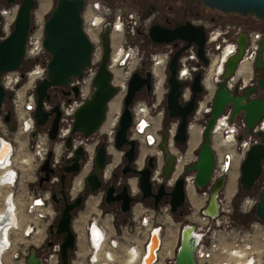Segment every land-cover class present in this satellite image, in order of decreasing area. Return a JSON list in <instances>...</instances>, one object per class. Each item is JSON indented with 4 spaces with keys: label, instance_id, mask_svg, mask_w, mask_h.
<instances>
[{
    "label": "built area",
    "instance_id": "built-area-1",
    "mask_svg": "<svg viewBox=\"0 0 264 264\" xmlns=\"http://www.w3.org/2000/svg\"><path fill=\"white\" fill-rule=\"evenodd\" d=\"M197 1L202 8H209L200 0ZM5 3V0H0V40L10 32L19 7L17 4L7 5ZM167 9H173L172 3L167 5ZM210 10L224 13L212 8ZM155 14L157 13L139 15L120 6L112 7L100 0H84L81 11V28L92 45L90 63L82 71L81 77L74 76L65 85L51 87L49 90L51 100L43 102L46 111H51L54 107H58L60 111L59 127L55 139L49 138L50 127L37 126L33 117L36 107L35 87L39 81L46 77L49 54L43 47L44 22L38 19L31 25L25 42L23 60L30 66L25 70L20 67L17 70L5 72L0 78L4 90L12 95V111L17 120V130L13 140L15 141L19 135H24L27 138L30 137L32 141L31 153H22L24 158H28L27 155H30L31 158L26 165L24 164V168L19 165L18 155L14 156L11 153L12 148L8 151L9 162L0 161V240L2 238L5 242L4 245L0 242V245L3 248V254L11 251L17 243L36 239L42 231L48 229L55 217L54 206L51 202V190L48 187H45L48 190L39 189L37 192L25 188L29 180L37 181L35 170L40 168L48 154H51L49 166L55 169L63 161L68 160L71 163L75 149L81 145L89 157V162L91 161L92 154L89 155L86 149L85 140L87 138L71 135V129L75 111L90 97L93 91V79L103 52L100 35L105 26H109L110 45L107 68L111 73L110 82L116 88L114 98H118L120 107H122L121 101L126 95L128 80L131 74L140 67L142 61L138 46L129 44L128 41L138 34L148 37V29L153 24ZM168 14V17H171L173 12ZM185 21H189L194 26H203L206 36L204 54L207 64H203L198 58L197 46L194 43L186 46L185 41L177 39L171 43L160 44L161 47L149 58L150 66L147 70L151 74V90L146 92L148 97L140 100L135 99L130 105L132 123L129 138L138 141L145 147L156 149L159 155L154 152L156 166L150 176V181L151 183L154 180L160 182L164 155L158 144L161 139L162 117L166 113L167 66L173 53L181 49L176 69V77L183 84L180 98L184 103L191 98V83L194 75L198 72L201 73L202 92L199 96L200 99L196 101L197 108L192 114V119L190 118L187 123L188 139L184 144L186 145L184 150L180 144H176L173 140L178 119H171L166 127L168 152L174 156L173 170L167 184L171 187L178 177H182L185 187L190 185L193 193L198 196L199 203L191 204L189 207L191 210L184 215L182 221L178 222L174 245L166 249L164 248V239L168 235V228L163 215L166 211L172 214L169 202L158 208L139 210L140 212L138 209L135 210L137 206L134 207L131 211L132 223L119 229L114 227L113 219L109 221L107 218L104 220L97 218L88 221L83 227L84 244L81 248L77 246V250L82 251L83 255L76 251L77 258L70 260V264H146L150 256L152 257L151 264H172L182 232L186 227L191 228V234L195 238L193 251L195 264H264V221L258 217L247 224L235 221L233 217L235 189L232 194H227L225 190L230 178L236 180L240 162L248 148L252 144L260 142V137L256 133H264V117L255 124L251 132H248L242 116L238 115L234 121L230 122V109L223 110L216 118L211 130V145L215 163L207 185L202 189H196L194 183L196 172L185 171L186 167L192 165L197 159V145L191 147L189 144L190 129L199 127L200 134L202 133L206 121L205 114L209 113L211 109L214 91L216 85L222 80L225 63L237 51V37L241 33H245L247 44L237 69L225 79V82L229 90L236 89L240 92L257 84L253 63L264 32L250 30L238 22L214 23L199 15H188L182 23ZM241 64L248 66L247 72L242 70L244 66L240 70ZM114 68L120 70L119 81L115 80ZM206 81L213 84V90L210 92L205 89ZM75 87L77 95L73 91ZM260 93L258 90L252 94V97H258ZM108 110L109 103L107 112ZM120 112L121 110L111 113L112 120L104 133L110 140L113 137V130L118 124ZM240 135L242 138L239 140L238 136ZM68 136H71L69 149L64 146ZM2 138L4 137L0 136L1 141ZM10 143L12 144L11 141ZM170 147L173 151L170 150ZM176 171L179 172L175 176ZM261 176H263L264 185V162L262 163ZM220 178H224L225 183L216 196L217 209L210 214L206 209L209 206L211 189ZM55 179H57V175L53 176L50 181ZM19 198H25L26 218L24 220L19 215ZM258 201V195L243 196L239 203V212L250 213L255 209ZM105 217L107 216L105 215ZM154 238H157L155 247L153 246ZM52 243L48 256L41 257L44 264L54 257L59 259L60 243L53 241ZM23 253V249L14 248L12 255L16 259ZM2 262L4 261L2 260Z\"/></svg>",
    "mask_w": 264,
    "mask_h": 264
},
{
    "label": "water",
    "instance_id": "water-1",
    "mask_svg": "<svg viewBox=\"0 0 264 264\" xmlns=\"http://www.w3.org/2000/svg\"><path fill=\"white\" fill-rule=\"evenodd\" d=\"M18 0H5L11 4ZM205 6L219 10L224 13H236L245 17L248 13H254L258 18H264V0H200ZM35 0H21L16 17L8 35L0 40V78L5 72L14 71L21 67L24 60L25 42L31 27L32 10ZM84 0H54V6L49 15L45 18L43 24V47L49 54L47 63V74L44 79L39 81L35 87L36 107L33 111V117L37 126L42 127L46 124L48 116L54 112L55 117L49 129L50 139H55L58 130V121L60 111L54 107L51 111H46L43 102H49L51 87L67 84L71 77H81L82 71L90 63L92 45L88 37L83 32L81 25V11ZM109 26H105L101 33L102 57L98 65L96 75L93 79V91L90 97L75 111L71 135L88 138L93 136L101 127L106 118L108 103L116 95V88L111 84V73L107 68V62L110 53L109 45ZM148 38L154 44H167L174 40H183L188 46L194 43L197 46V56L203 64H207V58L204 54V44L206 40L203 26H194L189 21H185L174 27L164 26L159 23L152 24L147 33ZM237 51L225 63V70L222 80L216 85L214 96L211 102L209 113L205 114L206 121L201 133V142L196 151V161L186 167L185 171H195L194 183L196 189L204 188L212 174L215 163V155L211 145V130L216 118L225 109H230L229 121H234L235 117L240 115L246 125L247 131L251 132L257 122L264 117V37L259 42V48L253 63L254 73L257 75V84L247 87L243 91L229 90L226 87L225 79L230 77L237 69L242 59L247 37L241 33L237 37ZM181 49L175 51L171 56L167 66V86L166 95V113L171 119H178V126L173 140L176 144H185L188 139L187 123L190 120L195 108L198 96L202 92L201 73L194 75L191 83V98L183 102L180 98L181 88L183 86L176 77L177 59ZM151 90V74L147 70L144 73L139 70L134 71L127 83L126 95L122 101L117 130L115 134V146L121 147L123 143H129L131 146L136 144V140L127 139V135L132 123L130 105L136 99L139 92ZM261 95L252 97L256 91ZM77 95V88L73 89ZM6 97V91L0 83V114L3 113V103ZM10 112L5 114L4 120L7 121ZM260 142L252 144L246 151L239 165V175L237 179L238 188L248 193L262 174V163L264 162V133L257 132ZM241 135L238 136L240 140ZM168 133L166 129L161 132V139L158 144L159 149L164 155L163 177H168L172 171L174 156L168 152L167 148ZM71 145V136L65 140L64 146L69 149ZM40 166L39 171L45 173L49 170V157ZM131 161V151L125 154ZM85 157V151L79 145L71 158V163L63 167L64 172H70L72 175H78L81 172V160ZM143 168L138 171L137 186L142 192V197L151 196L154 198V206L164 193V185L161 184L156 193L152 192L150 181L151 168L153 167V155L145 156ZM105 147L100 145L94 154L93 169L84 177L86 193H95L98 191L101 180L99 173L104 168ZM48 180V177L45 178ZM42 180V179H40ZM225 179L220 178L212 187L209 206L206 211L210 214L217 209L216 196L218 191L224 186ZM112 188L108 189L107 200H110ZM80 193V192H78ZM66 199V197L64 196ZM114 199H122V211L129 210L128 202L131 197L128 195L127 188L123 187L121 193ZM84 198L80 194L74 200L66 202L60 212L56 222L48 227V232L61 237L59 244V262L60 264H70V254L75 249L76 238L73 230L74 212L83 206ZM186 187L182 177H178L170 192V211L176 212L177 208L186 203ZM256 216L264 221V185L259 192V201L255 207ZM52 241L47 242L51 247ZM195 247V238L191 234V228L186 227L181 235L175 259L172 264H195L193 251ZM25 264H44V260L37 254L34 247L29 249L25 258ZM151 264V262H150Z\"/></svg>",
    "mask_w": 264,
    "mask_h": 264
},
{
    "label": "rangeland",
    "instance_id": "rangeland-1",
    "mask_svg": "<svg viewBox=\"0 0 264 264\" xmlns=\"http://www.w3.org/2000/svg\"><path fill=\"white\" fill-rule=\"evenodd\" d=\"M100 1H102L105 4L110 5L112 7L120 6V7L127 9L128 11L135 12L139 15H144V14H142L143 12L140 11L142 9L138 8V6L134 4V0H100ZM140 1H142L144 3V6L145 5L147 7L150 5L155 6V8L152 9V13H157L159 11V13H161V15H164L166 17H168V15H169L168 13L172 14V12H173V15H172L173 17H175V18L179 17L183 21V19L188 15L189 16L190 15H199V16H202L203 18L207 19L208 21H211L214 23L238 22V23L243 24L246 28H248L250 30H258V31L264 32V24H256L255 21H253L251 18H248V20L236 18L233 16L232 13H230V14L229 13H219V12H216L215 10H210V8H205V7L202 8L201 4H199V2L197 0H175V1H164V0L160 1V0H158L159 5H157L155 3L156 0H140ZM20 2L21 1H15L11 4H17L19 6ZM169 3H172V5H173L172 10L167 9V5ZM5 4H7V3H5ZM11 4H7V5H11ZM41 5H42L41 0H35L34 7L32 10L31 25L33 24V22L37 21L38 19H41L44 22L45 18L49 15L51 9L54 6V0H48L47 6L44 10L41 9ZM145 14H147V13H145ZM162 24H164V23H162ZM128 42H129V44H133V45L138 46L140 55H142V61L140 63V67L137 70H139V72H141V73H144L145 71H147V68L150 66V60H149L150 55L152 53H154L157 49H159L161 46L152 43L150 41V39H148L147 37H143L142 34H138L135 38H133L131 41H128ZM29 66H30L29 63L23 62L21 65V69L25 70ZM255 76L257 78V75H255ZM9 94L10 93L6 92V103L8 105V109H11V103H9V99H8ZM260 95H261V93H260ZM199 96H198L197 100L200 99ZM147 97H148V95L146 94V92L141 91L138 93L136 100H140V99H144V98L146 99ZM121 106H122V101H121ZM121 108L122 107L119 108V111L121 110ZM3 109H4V106H3ZM112 112H114V111L110 110V112H109V110H108L104 125L108 126L110 124L112 117H113V116H111ZM11 114H12V112H11ZM191 119H192V116H191ZM170 121L171 120L167 119V117H165V114H163L162 122H161L160 137H161L162 130L166 128V124L169 125ZM104 125H103V129L105 128ZM16 130H17V120L13 118L11 123H7L2 118V114H0V136H3L4 138H6L12 142V149L13 150L11 153L14 156L17 154L18 159L19 158L22 159V158H24L22 153H24V152L25 153L28 152L29 154L31 153L32 141H31L30 137L27 138L24 135H19L16 138V140L14 141L13 139H14V135H15ZM189 136H191L190 132H189ZM192 142H193V144L194 143L197 144V148H198V146L201 142V134L200 135L197 134L194 137V139L192 140ZM141 147H142V149H145V150L149 148L148 152L145 156L154 155V152L156 151V149L151 148V147H145L142 145H141ZM180 147L184 150L186 148V145L181 144ZM90 154H92V153H90ZM142 164H143V162H142ZM31 166H32V164L30 165V167ZM89 170H90V168H89ZM89 170L83 176L82 187L84 186V177L89 173ZM35 172H36L37 177H38L39 168L37 170H35ZM28 174L31 175L29 172H28ZM238 175H239V171L237 172L236 180H234L235 194L233 196V202H234L233 203L234 204L233 217H234L235 221L240 223V222L245 221L246 218H243V217L240 218L239 216H238V219L236 218V215H238V213H240L239 212V203H240L242 197L245 195H258L259 196V192L262 188L261 186L263 185V176H260V178L254 184V186L251 188V190L248 193L244 192L245 193L244 194V193L238 192L240 190L238 188V183H237ZM78 176L79 175H76V177H78ZM37 183H38L37 181H33L30 183V180H29V183H28L27 187H25V188H28L30 191H33V192H37V191H39V189L48 190L45 188V186L39 187V185ZM189 187H190V185L186 189V197H187L186 199L187 200H186L185 205L183 206L184 213L182 215H178V214H169V212L166 211L165 215H163L164 220L166 219L165 225L168 228V235H167L166 239H164V248L165 249L171 248L174 245L175 236H176L177 227H178V222L182 221L184 218V215L187 214L191 210V208H189V207H191V204H198L199 203L198 196L195 195L194 193H192L193 191H191L190 193L188 192ZM101 193L102 192L100 191V192H98V194L96 193V194H92L89 196H91L93 198H97L99 201ZM70 196H72V195L70 194ZM73 196H75V195H73ZM88 198L86 199V201L83 204V206L81 207V209H79L78 213H76L74 215V220L77 218L80 219V225H79L78 232L73 227L74 233L76 235V245H75L76 249L73 252H71V254H70L71 260H75L77 258L76 257V251L80 252V250H77V246H78V248L79 247L81 248L82 245L84 244L83 227L85 226V224L88 221L96 220L97 218H100L103 220H104V218H107L109 221H112V219H113V225L116 229L117 228L119 229L120 227H123L126 224L132 223V220H131L132 213H127L125 215L115 216L114 214H111V211L104 210L100 206L97 199H95L97 205L95 207L93 206V210L87 211V209H86L87 208V201L90 199V198L89 199ZM24 201H25V198H19V215H20V218L22 220H24L26 218L25 210H24ZM20 202H22V204H20ZM140 204H141L140 206L137 205V208H135V210L138 209V212H140L139 210H145V209L151 208V206L148 204H145V203H140ZM54 210H55V208H54ZM101 210L107 214H101ZM60 212H61V210H57V211L55 210V215H54L55 217H54L53 221L51 222V224L58 220ZM105 215L107 217H105ZM255 219L256 218L251 219L247 223H249ZM74 220H73V222H74ZM240 224H243V223H240ZM72 225H73V223H72ZM48 241H53L54 243L59 244L61 242V238L51 236L48 232V229L46 231H42L41 234L36 239H29L28 241L24 240L20 243H17L16 245H14L13 249L14 248H16L17 250H18V248L23 249L24 253L22 256L20 254L18 258L14 259L13 255H12L13 249L11 251H8L6 254H3V252H2V260L4 261V262H2V264H25L24 259H25L26 255L29 253V249L32 247H34L36 249V252L40 257H42V258L45 256L47 257L48 253L51 252V248L47 247ZM165 249H164V255H165ZM80 254L83 255L82 251L80 252ZM22 257L24 258L23 260H22ZM50 260L52 261L51 264H59V259L58 258L56 259V257L47 260L45 262V264H48V262Z\"/></svg>",
    "mask_w": 264,
    "mask_h": 264
},
{
    "label": "flooded vegetation",
    "instance_id": "flooded-vegetation-1",
    "mask_svg": "<svg viewBox=\"0 0 264 264\" xmlns=\"http://www.w3.org/2000/svg\"><path fill=\"white\" fill-rule=\"evenodd\" d=\"M18 1H21V0H18ZM164 1H175V0H164ZM155 3L157 5H159L158 0H156ZM134 4L137 5L138 8L142 9L140 11L143 12L142 14H144V15L151 14L152 9L155 8V6H153V5H150L148 7L146 5L144 6V3L140 0H134ZM145 13H147V14H145ZM233 16L236 18L244 19V20H246V19L248 20V18H251L253 21H255L256 24H264V18H258L255 16L254 13H248L245 17H242L239 14H233ZM154 23H159V24L164 23L162 25H165L168 27H174L176 25L182 24V19H180L179 17L175 18L173 16L166 17L164 15H161V13H159V11H158L157 14H155V17L153 19V24ZM205 86H206V84H205ZM143 91L145 92V90H143ZM11 97H12V95L9 94L8 95L9 103H11ZM3 104H4L3 105L4 109H3V113H1L2 118L4 119L5 114L7 112H10V117L8 118L7 121H5V120L4 121L7 123H11L13 118L15 119L14 113L12 111V105H11V109H8V105L6 103V97H5ZM11 112H12V114H11ZM54 117H55V113L53 112L48 116L47 122L44 126L51 127ZM105 120H106V118L104 119V121H103V123L99 129L100 131L98 130L93 136L88 137L85 140V143L87 144L86 147L88 145L92 146V157H91V161L89 162V157L85 153L84 159L81 160L82 169H81V172L78 174L79 175L78 177H76L75 175H72L70 172H64L63 171V167L68 166L70 164V161H68V160L61 162V164L58 165L55 169L51 168L49 166V170L47 173H45L44 171L38 172V178H37L38 183L37 184L39 185V187L45 186L51 190V202H52L56 211L62 210L66 202H70V201L74 200L80 194L84 198L83 204L85 203V201L88 197L90 198V199L88 198L89 200L87 201V208H86L87 211L93 210V206L95 207L97 205L96 200H95L97 198H93L89 195L96 194V193L98 194V192H100V191L102 193L100 195L99 201H98V199H97V201L99 202L100 206L104 210L111 211V214H114L115 216L125 215L127 213H131V211L134 207H136L137 205H141L140 203H145V204L150 205L151 207H155L154 206V198L151 196L143 198L142 192L139 190V188L137 186L138 171L143 168L144 161L146 164L145 158H143L142 166L138 164V159L140 156L139 154L141 153V149H142L141 145L139 144L138 141H136V144L134 146H131L129 143H123L121 147L117 148L115 146V134H116L118 124L114 128L113 137L110 140L104 134L105 130H102L103 125L105 123ZM58 127H59V121H58ZM129 136H130V129H129V132L127 135V139H130ZM0 142H2V141L0 140ZM3 142H8L12 148V144L10 143V140L5 138L3 140ZM102 144L105 147V159H104V168L99 173L101 185H100L98 191H96L95 193L88 194L85 191L86 185L84 184V186L82 187L83 176L89 170V168H90V170L93 169L95 151H96L97 147L102 145ZM167 146H168V144H167ZM111 150H113V153L115 152L118 154V159H114V155H113V153H111ZM128 151H131V155H132L131 161H129L125 156V154ZM89 155H91V154L89 153ZM162 160L165 164L164 158H162ZM152 163H153V167L151 168V175H152L153 170L156 166V157L153 158ZM163 167H164V165H163ZM163 167H162L161 172H160V176L162 178L161 181L159 182V181L154 180L151 183L153 193H156L158 191L159 186L161 184L164 185V193L160 197L156 208H158L159 206H161L162 204H164L166 202H169L170 192H171L172 187L174 185L173 184L171 187L168 186L167 181L171 178L172 171L170 172L169 176L165 178V177H163V174H162ZM90 170H89V172H90ZM172 170H173V166H172ZM55 175H57V179H55L51 182L50 181L51 178ZM46 177H48V180L45 179ZM40 179H42V180H40ZM77 185H78V187H77ZM123 187L127 188L128 195L131 197V200L128 202L129 210L126 212L122 211V201L123 200L122 199H114L115 197H117L121 193ZM109 188H112V192L109 196L110 200H107L106 197H107V192H108ZM186 189H187V187H186ZM77 192H80V193H77ZM70 194L72 196L73 195H75V196L72 197V196H70ZM64 196L66 197V199L64 198ZM78 211H79V209L74 212V215L76 213H78ZM183 213H184V209L182 206V207L177 208L176 212H174L172 214L182 215ZM101 214H107V213H104L101 210ZM79 225H80V219L77 218L73 222L74 229L76 230L75 227H78V229H79ZM50 235L55 236L57 238H61V237L56 236L54 234H50ZM75 238H76V235H75ZM51 263H52V261L50 260L48 262V264H51ZM59 264H60V262H59Z\"/></svg>",
    "mask_w": 264,
    "mask_h": 264
},
{
    "label": "bare ground",
    "instance_id": "bare-ground-1",
    "mask_svg": "<svg viewBox=\"0 0 264 264\" xmlns=\"http://www.w3.org/2000/svg\"><path fill=\"white\" fill-rule=\"evenodd\" d=\"M47 2H48V0H41V9L42 10H44L45 8H46V6H47ZM244 66V67H243ZM243 67V68H242ZM241 68L242 69H244V72H247L248 71V66L247 65H244V64H241L240 65V70H241ZM115 69V68H114ZM115 80L116 81H119V79H120V70H118V69H115ZM205 84H206V86H205V89H207V91H212L213 90V84H211L210 82H205ZM119 108H120V103H119V100H118V98L117 97H115V98H113L110 102H109V112H110V110L111 111H119ZM108 124V123H107ZM105 126V128L103 129L102 128V130H106V129H108V127H109V125L107 126V125H104ZM197 134H199L200 135V129H199V127H198V129L197 128H192V129H190V137H189V144H190V146L191 147H196L195 145H197V144H193V142H192V140L194 139V137L197 135ZM215 139V138H214ZM1 147H0V161H3V162H9V160H10V155L8 154V151L10 150V148H11V146H10V144L8 143V142H1ZM86 149H87V151H88V153H92V146H90V145H88L87 147H86ZM170 149H171V151H173L172 150V148L170 147ZM194 149V148H193ZM147 152H148V149H141V153L139 154L140 156H139V159H138V164L139 165H142V162H143V158H144V156L147 154ZM111 153H113V150H111ZM155 153H157L156 151H155ZM158 154V153H157ZM113 155H114V159H118V154L117 153H113ZM159 155V154H158ZM23 157H25V156H23ZM27 157L28 158H23V159H21L20 158V166L21 167H23L24 168V166L26 165V163L31 159L30 158V155H27ZM25 164V165H24ZM179 171H176L175 172V175H177V173H178ZM77 187H78V185H77ZM234 178H230L229 179V181H228V183H227V185H226V188H225V190H226V193L227 194H232L233 192H234ZM192 191V187L190 186L189 187V189H188V192L190 193ZM193 193V192H192ZM191 193V194H192ZM20 204H22V202H20ZM76 228V231L78 232V227H75ZM97 230V229H96ZM98 231V230H97ZM99 232V231H98ZM34 239V238H33ZM26 241H28V240H26ZM154 243H153V246L155 247L156 245H157V238H154ZM0 242L1 243H3V245H4V240H2V238H1V240H0ZM2 250H3V248L1 247V245H0V264H2ZM151 259H152V257L150 256L148 259H147V261H146V264H150V262H151Z\"/></svg>",
    "mask_w": 264,
    "mask_h": 264
},
{
    "label": "trees",
    "instance_id": "trees-1",
    "mask_svg": "<svg viewBox=\"0 0 264 264\" xmlns=\"http://www.w3.org/2000/svg\"><path fill=\"white\" fill-rule=\"evenodd\" d=\"M148 38V37H147ZM149 39V38H148ZM165 117H167V119H169V120H171V118L170 117H168V115H167V113H165ZM167 125L168 124H166V127H167ZM239 193H244L243 191H242V189H240L239 191H238ZM245 194V193H244ZM234 203V202H233ZM251 213V214H250ZM250 213H247V214H242V213H238V215H236V218L238 219V216L241 218V217H243V218H246V220L245 221H243V222H240V223H243V224H246L248 221H250L251 219H254V218H257V216H256V214H255V209L254 210H252ZM236 214V213H235Z\"/></svg>",
    "mask_w": 264,
    "mask_h": 264
},
{
    "label": "crops",
    "instance_id": "crops-1",
    "mask_svg": "<svg viewBox=\"0 0 264 264\" xmlns=\"http://www.w3.org/2000/svg\"><path fill=\"white\" fill-rule=\"evenodd\" d=\"M33 181H34V180H33V179H31L30 183H31V182H33Z\"/></svg>",
    "mask_w": 264,
    "mask_h": 264
}]
</instances>
